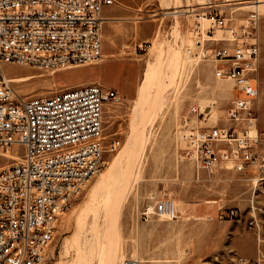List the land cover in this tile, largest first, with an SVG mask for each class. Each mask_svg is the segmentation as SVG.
I'll use <instances>...</instances> for the list:
<instances>
[{
    "label": "built area",
    "instance_id": "obj_1",
    "mask_svg": "<svg viewBox=\"0 0 264 264\" xmlns=\"http://www.w3.org/2000/svg\"><path fill=\"white\" fill-rule=\"evenodd\" d=\"M192 1L187 11L194 22L191 45L184 52L189 59L210 62L215 80H230L233 90L223 118L212 117L217 100L189 106L181 120L185 144L181 157L208 172L226 168L246 177L245 222L256 237L257 252L254 258H237L235 264H264V138L256 106L263 0ZM114 3L0 0V264H48L61 217L104 168L106 153L117 151L121 144L105 143L106 106L120 101L114 89L93 83L86 89L68 88L22 100L5 81L3 66L59 71L99 63L103 11ZM148 46L150 41L139 48ZM13 147L22 148V160L2 155ZM152 215L177 220L176 202L159 200L143 213L146 219ZM217 217L243 216L237 209L220 208Z\"/></svg>",
    "mask_w": 264,
    "mask_h": 264
},
{
    "label": "rangeland",
    "instance_id": "obj_2",
    "mask_svg": "<svg viewBox=\"0 0 264 264\" xmlns=\"http://www.w3.org/2000/svg\"><path fill=\"white\" fill-rule=\"evenodd\" d=\"M115 5L133 13L134 21L142 25L141 35L150 38V46L140 49L139 40L119 55L121 59L108 57L104 62L67 70L3 66V74L22 100L93 83L114 89L120 96L104 113L105 143L119 140L120 147L106 153L104 168L61 217L48 264H125L130 260L141 264H235L239 257L254 258L257 240L245 222L246 177L226 168L208 172L181 157L185 146L181 120L189 106L195 101L204 106L217 100L212 117L223 118L233 89L231 84L215 80L210 62L198 63L184 52L191 45L194 22L187 10L193 1L115 0ZM260 13V102L256 106L264 138V6ZM171 33L174 40H170ZM104 34L106 37V30ZM103 42L109 45L106 38ZM127 58L139 64L138 80ZM145 77L150 93L140 98ZM131 81L136 91L124 95ZM116 158V168L108 170ZM100 181L96 194L94 186ZM167 198L176 202L177 220L143 216L149 207ZM220 208L237 209L243 217L221 220L217 217Z\"/></svg>",
    "mask_w": 264,
    "mask_h": 264
},
{
    "label": "crops",
    "instance_id": "obj_3",
    "mask_svg": "<svg viewBox=\"0 0 264 264\" xmlns=\"http://www.w3.org/2000/svg\"><path fill=\"white\" fill-rule=\"evenodd\" d=\"M133 17V13L120 5H115V3L111 6L105 7L103 11V18L105 19L103 25V41L106 38L109 45L105 46L103 42V62L108 57L121 59L119 55H121L127 47L133 46L139 40L141 43L149 41L150 38L144 39L147 35H141L142 25H138L137 22L134 21ZM105 30L107 31L106 37L104 34ZM132 59L133 58H127V60L131 63L135 71V77L138 80V77H141L140 66ZM129 85L130 90L129 92H124V95H132L136 91L135 82L131 81ZM120 94H122V92H120ZM244 251H246V249H244Z\"/></svg>",
    "mask_w": 264,
    "mask_h": 264
},
{
    "label": "bare ground",
    "instance_id": "obj_4",
    "mask_svg": "<svg viewBox=\"0 0 264 264\" xmlns=\"http://www.w3.org/2000/svg\"><path fill=\"white\" fill-rule=\"evenodd\" d=\"M262 6H264V0L262 1V4H260V7H259V9L262 7ZM165 8V7H164ZM170 8V7H169ZM168 7H167V9H169ZM166 9V10H167ZM188 11V10H187ZM166 12V11H165ZM164 12V13H165ZM173 12V11H172ZM167 14L168 13H171V12H169L168 10H167V12H166ZM174 13V12H173ZM194 60V59H193ZM196 62H198V63H200L199 61H196ZM158 69V68H157ZM156 69V70H157ZM65 70H67V69H65ZM152 71V70H151ZM148 72H150L149 70H148ZM145 75L147 76V72L145 73ZM150 75H151V73H150ZM149 75V76H150ZM153 75H154V73H153ZM157 77V76H156ZM4 78H5V81L7 82V83H9L10 84V80L11 79H8L5 75H4ZM146 78L147 77H145V81L143 82V85L142 86H140V88H139V96H140V98H145V97H147V95H148V93H150V91L149 90H147V87H146ZM156 79V78H155ZM149 80H151L150 78H149ZM217 81H219V82H222V83H228V84H231L232 86H233V83L230 81V80H217ZM151 88V87H150ZM149 88V89H150ZM74 89H86V87H80V88H74ZM233 90V89H232ZM138 96V97H139ZM160 97H162V96H160ZM150 99V98H149ZM138 100V99H137ZM143 100V99H142ZM157 100H158V97H157ZM160 100V99H159ZM162 100V99H161ZM160 100V101H161ZM147 101V99H145V102ZM149 101V100H148ZM150 101H151V99H150ZM160 101H159V104L158 105H160L161 103H160ZM215 100H213V101H210V103H208L207 105H209V104H212L213 102H214ZM138 102V101H137ZM139 102H141V99H140V101ZM144 102V101H143ZM260 102V99H258V103ZM147 103V102H146ZM164 103H165V101H164ZM143 104V103H142ZM156 104H157V101H156ZM158 105H156L157 106V108L159 107ZM162 105V104H161ZM205 106V105H204ZM162 108V107H161ZM217 108L215 107V109L214 110H216ZM157 110V109H156ZM158 110H160L159 108H158ZM213 110V111H214ZM130 143L132 144V142L130 141ZM134 143V142H133ZM130 144V145H131ZM137 144V143H136ZM130 145H129V147H130ZM133 145H131V147H132ZM136 147V146H135ZM17 149V150H16ZM21 149L22 148H16V147H13L12 149H9L7 152H4V153H2V155L3 156H5V157H9V158H12V159H14V160H22L23 159V157H24V153H21V152H18V151H21ZM14 150H16L17 152H14ZM129 150H131V149H128V151ZM131 151H133V150H131ZM131 151H130V153H131ZM118 159H119V157H117ZM115 159L114 161H113V163H112V165H111V167L108 169V170H114L115 168H116V163H117V161L116 160H118V159ZM119 164V163H118ZM5 167H9V165H6ZM115 173V172H114ZM113 172H112V174H114ZM110 176H111V174H110ZM109 177V176H108ZM120 177V176H119ZM99 183V185H95L94 186V191H95V193L96 194H98V189H99V187H100V185L102 184L101 183V181L100 182H98ZM101 183V184H100ZM107 183V182H106ZM105 193V192H104ZM107 198V200H108V194H106L105 195Z\"/></svg>",
    "mask_w": 264,
    "mask_h": 264
}]
</instances>
